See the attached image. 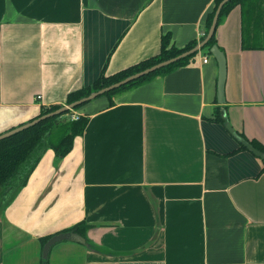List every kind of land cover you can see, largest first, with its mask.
<instances>
[{"label":"crops","instance_id":"crops-1","mask_svg":"<svg viewBox=\"0 0 264 264\" xmlns=\"http://www.w3.org/2000/svg\"><path fill=\"white\" fill-rule=\"evenodd\" d=\"M214 0H0V134L41 106L203 33ZM218 66L201 48L183 66L87 101L67 155L42 153L0 211V264H41L40 237L81 221L111 253L62 241L47 264H264V48L241 46L240 7L215 31ZM208 61L203 62L202 58ZM224 122L214 119L216 108ZM223 112V113H222ZM237 150V151H236Z\"/></svg>","mask_w":264,"mask_h":264},{"label":"trees","instance_id":"trees-1","mask_svg":"<svg viewBox=\"0 0 264 264\" xmlns=\"http://www.w3.org/2000/svg\"><path fill=\"white\" fill-rule=\"evenodd\" d=\"M220 2L221 0H214V6L206 16L204 30L198 40H191L183 47L178 48L172 44L171 34L166 32L161 35L160 50L157 54L140 60L109 75L105 74L104 67L99 76L91 84L68 92L64 104L41 106L39 114L36 117L42 116L60 108L63 105L70 104L76 100L84 98L92 92L98 91L103 87L122 80L136 72L144 70L158 62L175 57L182 52L193 48L205 38L215 10ZM236 5L240 7L242 48H264V0L227 1L220 9L215 31L218 25ZM215 31L212 37L202 47L206 48L208 53H210V47L213 44H216ZM196 53L197 52L182 57L156 70L155 72L132 80L102 95L106 96L108 98V104L112 105L114 103L113 97L116 94L138 86L142 83L148 82L156 76L164 75L176 69L177 67L187 64ZM85 103L86 102L77 105L73 109L67 110L61 114L40 120L32 126L0 139V207L2 209L7 206V204L14 198L17 192L26 184L29 175L35 168L45 149H52L56 158H62L69 153L72 148L74 138L83 133L88 122V116L78 114L75 119H72L71 114ZM219 109V107L216 108L214 119L218 122H224L225 118L222 117ZM250 143L256 149L264 152L263 147L256 142L250 141ZM238 149L246 150V147L240 144ZM262 172H264V162ZM89 227V224L81 221L64 229L63 231H71L81 235L86 239L94 251L111 253L109 250L95 245L86 238V232ZM50 236L51 235L40 237L41 248Z\"/></svg>","mask_w":264,"mask_h":264},{"label":"water","instance_id":"water-1","mask_svg":"<svg viewBox=\"0 0 264 264\" xmlns=\"http://www.w3.org/2000/svg\"><path fill=\"white\" fill-rule=\"evenodd\" d=\"M227 1L229 0H221V2L218 4L214 16L212 18L210 27L208 29V32L205 36V38L199 42L198 44H196L193 48L182 52L181 54L163 60L161 62H158L144 70H141L139 72H136L122 80H119L113 84H110L106 87L101 88L98 91L92 92L91 94H89L88 96L81 98L79 100H76L70 104H66L61 106L60 108L49 112L47 114H44L42 116L36 117L26 123H23L19 126H16L10 130H7L3 133L0 134V139H3L5 137H8L12 134H15L18 131H21L29 126L34 125L35 123L39 122L40 120L52 117L54 115L57 114H61L67 110L73 109L74 107H76L77 105H80L84 102H87L93 98H96L106 92L112 91L115 88H118L121 85H124L132 80H135L139 77H142L144 75L150 74L152 72H155L156 70L182 58L185 57L189 54L198 52L199 49H201L206 43L207 41L212 37L214 31H215V27H216V23H217V19H218V15L220 12V9L222 7L223 4H225ZM210 54L214 57L217 66H218V76H217V97H218V103L222 104L224 103V85H225V79H226V58H225V54L222 50H220V48L218 47L217 44H213L210 49H209ZM223 113V112H222ZM226 128L228 129V131L234 136V138L243 146L246 147L247 150H249L252 154H254L255 156L259 157L263 162H264V152L256 149L248 140H246L245 138H243L242 136H240V134H238L231 126L229 123H226ZM60 241H73V242H77L82 244L83 246H85L86 248H88L89 250H93L92 247H90V244L86 241V239L84 237H82L81 235L75 233V232H71V231H64V232H59L56 234L51 235L46 242L43 244L42 248H41V258H42V264H46L47 262V257L49 254L50 249L52 248L53 245H55L56 243L60 242Z\"/></svg>","mask_w":264,"mask_h":264},{"label":"built area","instance_id":"built-area-1","mask_svg":"<svg viewBox=\"0 0 264 264\" xmlns=\"http://www.w3.org/2000/svg\"><path fill=\"white\" fill-rule=\"evenodd\" d=\"M202 61H203V62H207V61H208V58L205 56V57L202 58ZM77 115H78V114H76L75 112H73V113L71 114V118H72V119H75V118L77 117Z\"/></svg>","mask_w":264,"mask_h":264},{"label":"rangeland","instance_id":"rangeland-1","mask_svg":"<svg viewBox=\"0 0 264 264\" xmlns=\"http://www.w3.org/2000/svg\"><path fill=\"white\" fill-rule=\"evenodd\" d=\"M237 6H238V5H236L235 7H237ZM235 7H234V8H235ZM78 109H79V108H78ZM78 109H77V110H78ZM73 112H75V111H73ZM76 114H79V113L76 112ZM61 118H62V117H61ZM63 118H64V116H63ZM4 208H5V207H4ZM4 208H3V209H4ZM3 209L0 207V211H2ZM60 242H62V241H60ZM58 243H59V242H58Z\"/></svg>","mask_w":264,"mask_h":264}]
</instances>
